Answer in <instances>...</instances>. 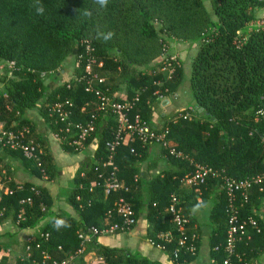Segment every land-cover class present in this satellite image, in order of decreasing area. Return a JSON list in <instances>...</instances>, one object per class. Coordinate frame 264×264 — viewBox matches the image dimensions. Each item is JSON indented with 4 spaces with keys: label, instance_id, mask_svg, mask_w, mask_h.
Returning a JSON list of instances; mask_svg holds the SVG:
<instances>
[{
    "label": "trees",
    "instance_id": "1",
    "mask_svg": "<svg viewBox=\"0 0 264 264\" xmlns=\"http://www.w3.org/2000/svg\"><path fill=\"white\" fill-rule=\"evenodd\" d=\"M208 1L215 20L211 19L203 0H109L107 10L101 12L95 10L93 0H39L45 8L43 15H37L31 7L37 0H0V65H4L0 71L4 76L14 74L1 84L0 122L4 129L29 127L27 138L35 139L41 151L36 161L22 156L33 168V172L42 177H51L46 139L24 117L25 112L37 107L44 121L56 129L60 124L56 125L55 118L49 115L48 104L63 99L73 101V121L89 118L90 112L94 110L89 104L80 113L87 102L94 101L93 95L84 91L82 82L73 80L63 83L50 93H47L43 84L45 75L59 72L72 47L77 53L79 41L88 39L102 61L100 72L102 69L120 68L129 86L127 97L139 94L136 112L151 125V103L157 98L161 99L160 96L164 98L175 93L185 79L184 70L180 66L167 79L160 72L162 64L158 65L155 61L162 44L170 45L169 41L176 38L198 43L188 75L196 105V118L183 119V109L169 116L161 127L151 125L159 130L167 129L170 145L181 153L180 157L170 155L161 146L165 154L184 168L176 182L180 181L185 172L193 170L194 163L222 170L237 179L264 174V152L261 147L264 121L256 120V111L264 108V27L248 26L256 19V12L264 8V0ZM86 11H91V15L86 16ZM97 28L112 31L115 35L110 41L102 42L95 38ZM238 32L242 33L240 37H243V42L237 46L235 39L239 38ZM10 61L15 63L12 70L5 65ZM79 74L80 67L76 63V76ZM197 106L202 108L201 112ZM108 115L112 122L99 134H91L86 141V145H95L92 160L81 164L71 182L73 190L68 202L79 211L81 223L76 222L68 213L49 212L52 201L47 190L41 187L18 184L11 193L7 191L0 198V223L11 216L19 229L32 228L46 216H52L53 225L42 229L49 232L50 240L42 242L41 249L49 252L56 260L65 259L78 248L77 230L98 226L106 211L113 207L115 193L104 198L100 186H96L93 193L88 192L87 188L90 182H100L98 174L106 172L102 166L107 157L106 142L113 137L115 128L113 116ZM127 140L116 148L115 163L119 178L129 186L125 197L136 214L140 204L134 196L138 191L139 180L131 166L137 160L142 145L150 143L142 144L137 139L130 142ZM59 142L64 151L76 152L62 140ZM161 184L164 189H161V193H154L147 207L150 219L156 218V223L163 224L161 228L164 229L170 224L166 208L170 195L175 193V185L170 187ZM212 184L220 188L222 202L216 218L212 219L215 226L210 247L211 257L216 258L217 264H221L224 252L212 249L214 245L223 243L226 233L224 192L216 179H208L204 185L196 188L203 189ZM259 187L253 185L250 188L248 202L240 211L242 216L248 215L258 197L264 195ZM31 188L37 193L34 194ZM78 194H82L84 199L92 196V203L79 208L75 199ZM28 196L32 202L20 205L19 200ZM187 229L189 233H195L190 231V224ZM249 230L263 238L262 232ZM34 238L39 239L38 235ZM96 238L87 245L85 251L93 246L105 264H159L138 254L103 246ZM24 246L18 255L17 264H28L26 260H20ZM172 248L173 244L167 247L170 256ZM236 251L243 253L248 260L253 259L250 238L238 240ZM33 254L39 257L36 249H33ZM193 256L182 253L177 260H189ZM79 257L77 263L89 264L79 260Z\"/></svg>",
    "mask_w": 264,
    "mask_h": 264
},
{
    "label": "crops",
    "instance_id": "2",
    "mask_svg": "<svg viewBox=\"0 0 264 264\" xmlns=\"http://www.w3.org/2000/svg\"><path fill=\"white\" fill-rule=\"evenodd\" d=\"M169 42L172 52H175L180 58V63H183V70L185 64L191 66L192 59L198 50V43L179 42L175 39ZM75 51L73 50L70 57H66L62 68L59 69L57 74L44 76L43 84L47 88V93H50L63 83L74 80L76 76ZM101 75L105 78L111 94L116 99L128 98L129 86L120 68L114 70L102 69ZM188 78L187 75L175 93L161 99L157 98L151 103V125L161 127L169 116L182 111L186 107L194 106ZM40 102H43V100H40ZM90 106L95 107L94 101L90 102ZM24 117L34 125L35 131L37 133L42 132L41 135L46 139L49 156V175L51 177L37 175L33 172V168L28 164V161L24 160L20 151L10 150L0 145V198L18 184L25 183L30 186L41 187L47 190L52 201L49 212L57 213L62 211L68 213L76 222L81 223V215L68 202V197L73 190L71 182L75 173L84 161H91L94 156V143L87 144L80 152L64 151L61 143L46 133V122L37 107L28 109ZM110 122L112 120L107 113L101 114L97 119L96 130L93 133L99 134ZM2 128L3 123L0 122V129ZM127 141L130 142L131 140L128 139ZM131 170L139 180L138 191H136L134 196L135 201L140 204L136 213L137 223L127 232L99 236L96 238L97 242L103 246L122 249L131 254H138L150 262L159 264H211L210 247L215 226L212 219L216 218L219 204L222 202V194L218 185L212 184L200 189L190 187L181 181L176 182V178L184 171V168L165 154L160 145L154 143L142 145L140 152L137 153V160L131 166ZM186 174L187 172L183 176ZM161 183L168 184L170 187L175 185L174 192L181 202L183 212L189 219L190 231L195 232L197 235L196 254L189 260H172L169 249L162 250L148 242L149 238H154L157 234L168 232L172 229L171 223L168 227L162 229L163 224H157L156 218L154 219L155 221L150 219L148 213V202L154 196V193H161ZM197 202H203L207 207L193 213L191 209ZM248 215L257 220L260 233L262 232L261 236H263V238H260V236L252 234L253 231H248L253 254V259H249V261L252 264H264V195L258 197L256 204L252 206ZM52 225L51 215L46 216L36 226L24 229H19L11 216L4 218L0 223V264H17L18 255L22 251L25 238L28 236L35 237L43 228ZM79 258L85 263L94 264L97 263L98 254L92 246Z\"/></svg>",
    "mask_w": 264,
    "mask_h": 264
},
{
    "label": "built area",
    "instance_id": "3",
    "mask_svg": "<svg viewBox=\"0 0 264 264\" xmlns=\"http://www.w3.org/2000/svg\"><path fill=\"white\" fill-rule=\"evenodd\" d=\"M256 28L264 27V21L254 24ZM243 37L236 38L235 43L240 45ZM79 49V51H78ZM162 66L160 72L169 79L175 69L180 65V58L175 52H172L169 43H163L162 47ZM76 53V63L80 67V74L75 76L74 80L84 84V91L94 97L95 107L90 112L89 118L73 121L74 103L70 99L57 100L47 105L49 115L55 118L56 129H52L46 122V133L56 141L62 140L72 147L74 151L80 152L86 147L88 137L95 132L97 119L101 114L108 113L113 116L115 128L113 137L106 142L107 157L102 166L106 169L105 173H99L100 182H90L88 192L93 193L96 186L102 189L103 197L106 198L112 193L116 194L113 207L109 208L103 221L98 226H86L76 231L79 240L78 248L65 259L56 260L52 255L41 249L42 242L50 240V234L41 231L38 234V240L34 236H28L24 240V254L21 261L26 260L28 264H79L77 257L82 256L87 245L96 237L112 235L116 233L127 232L137 223V216L130 202L125 197L129 192V186L118 176V166L115 163L116 148L125 141V139H137L142 144L154 143L166 148L170 155L180 157L168 141V130H159L148 124L141 115L136 112L139 94L136 93L130 98L122 100L116 99L110 92L105 78L101 75L102 61L95 54V47L88 39H81L78 43ZM10 70L14 69V61L5 64ZM4 65H0V70ZM162 98V96H160ZM87 102L81 109L83 113ZM196 116V107L189 106L184 109L183 119L192 120ZM256 120L264 121V108L256 111ZM30 134L28 126L18 129H0V145L10 150H18L26 158L33 161L38 159L40 153L39 144L33 138H27ZM262 151L264 152V139L261 140ZM134 177V181H136ZM208 179H216L220 182L226 200L227 227L224 241L221 244L213 246V251L222 250L224 257L221 264H252L242 253L236 251L238 240L243 237L250 238L249 229L260 232L257 220L252 216H242L241 208L248 202V193L253 185H259V191L264 192V174L256 175L244 179L234 178L222 170H217L211 166L194 163L193 170L187 173L180 180L190 187L201 186ZM20 188V187H18ZM31 191L36 194L34 188ZM9 193L12 190L8 191ZM78 207L83 208L92 203V196L84 199L82 194L75 197ZM31 197H25L19 200L20 205L30 204ZM166 212L170 215L171 230L157 234L154 238H149L148 242L152 246L167 250L168 245L173 244L171 249V259L177 260L180 254L188 253L195 255L197 250V236L195 233H189L187 226L189 219L182 211L181 202L175 193L170 195L169 204ZM21 211L18 215L20 218ZM117 218V219H115ZM33 249L39 253V257L33 254ZM58 249H61L58 246ZM211 264H217V260L211 257ZM97 263L105 264L104 259L98 256Z\"/></svg>",
    "mask_w": 264,
    "mask_h": 264
},
{
    "label": "clouds",
    "instance_id": "4",
    "mask_svg": "<svg viewBox=\"0 0 264 264\" xmlns=\"http://www.w3.org/2000/svg\"><path fill=\"white\" fill-rule=\"evenodd\" d=\"M108 4H109V0H93V5L95 7V10L97 12H101L104 10H107L108 8ZM31 7L34 8L35 13L37 15H43L45 8L43 6L42 3L39 2V0H37L36 3H34L33 5H31ZM85 15H91V11H86ZM114 32L112 31H102L99 28H97L96 30V36L95 38L97 40H100L102 42H107L110 41L113 37H114ZM207 205L204 204L203 202H197L191 209V212L195 213L198 212L199 210H201L202 208H206Z\"/></svg>",
    "mask_w": 264,
    "mask_h": 264
},
{
    "label": "rangeland",
    "instance_id": "5",
    "mask_svg": "<svg viewBox=\"0 0 264 264\" xmlns=\"http://www.w3.org/2000/svg\"><path fill=\"white\" fill-rule=\"evenodd\" d=\"M203 3H204V6H205L206 10L209 12V14H210V16H211V19L215 20V17H214V15H213L212 12H211V7H210V3H209V1H208V0H203ZM262 21H264V8H261V9H259V10L256 12V19H255L254 21L250 22V23L248 24V26H252V27H254V26H253L254 24H258V23H260V22H262ZM241 35H242V33H241V32H238V36H241ZM175 40L180 42L179 39H176V38H175ZM178 45H179V44H178ZM179 46H182V45H179ZM70 50H71V49H70ZM73 50L75 51V48H74V47H72V50L69 52L68 57H70V55H71V53L73 52ZM75 57H76V55H75ZM156 60H157V61H156ZM64 61H65V60H64ZM64 61H63V63H64ZM155 61L158 63V65L162 64V50H161V49L159 50L158 55L155 57ZM63 63H62V65H63ZM182 65H183V63H180L179 66H180L181 68H183ZM61 68H62V66L60 67V69H61ZM75 71H76V68H75ZM189 71H190V66H188V64H185V65H184V73H185V77H186L187 75H189ZM13 75H14V74H12L11 76H9V74H8V75L4 76L3 72L0 71V88H1V84H2V82H5L7 78H11ZM263 107H264V104H263Z\"/></svg>",
    "mask_w": 264,
    "mask_h": 264
},
{
    "label": "water",
    "instance_id": "6",
    "mask_svg": "<svg viewBox=\"0 0 264 264\" xmlns=\"http://www.w3.org/2000/svg\"><path fill=\"white\" fill-rule=\"evenodd\" d=\"M197 108H198V111H199V112H201V111H202V108H201V107H198V106H197Z\"/></svg>",
    "mask_w": 264,
    "mask_h": 264
}]
</instances>
